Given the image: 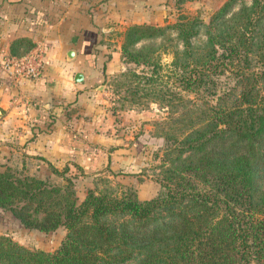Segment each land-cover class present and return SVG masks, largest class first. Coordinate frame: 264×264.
I'll return each instance as SVG.
<instances>
[{
    "label": "trees",
    "instance_id": "trees-1",
    "mask_svg": "<svg viewBox=\"0 0 264 264\" xmlns=\"http://www.w3.org/2000/svg\"><path fill=\"white\" fill-rule=\"evenodd\" d=\"M235 1L207 24L180 14L120 33V60L133 67L114 84L132 101L175 109L199 100L166 117L175 129L163 133L157 193L140 200L97 181L78 202L66 166H50L61 183L4 167L0 210L25 229L65 234L52 251L0 234V264H264V0L232 11ZM33 45L16 38L10 55Z\"/></svg>",
    "mask_w": 264,
    "mask_h": 264
},
{
    "label": "crops",
    "instance_id": "crops-1",
    "mask_svg": "<svg viewBox=\"0 0 264 264\" xmlns=\"http://www.w3.org/2000/svg\"><path fill=\"white\" fill-rule=\"evenodd\" d=\"M138 3L0 0V63L19 37L34 44L25 53L37 50L44 59L43 71L34 79L14 80L0 64V170L33 167L35 176L50 178V166L78 167L95 175L101 167L119 164L123 152L102 121L108 114L94 91L104 75L121 66L118 45L111 50L103 42L111 23L121 30L139 23L126 21L122 8ZM69 50L74 51L70 60ZM77 72L81 82L74 81Z\"/></svg>",
    "mask_w": 264,
    "mask_h": 264
},
{
    "label": "rangeland",
    "instance_id": "rangeland-1",
    "mask_svg": "<svg viewBox=\"0 0 264 264\" xmlns=\"http://www.w3.org/2000/svg\"><path fill=\"white\" fill-rule=\"evenodd\" d=\"M224 1L226 0H139L138 5L127 8L123 6L122 8L128 22L135 20L139 23L165 25L175 22L178 16L183 14L197 16L203 23L207 24L212 13ZM249 2L250 0H236L231 10L236 11L240 7V3L248 5ZM124 27L121 30V26L111 23L109 35L103 39V42L108 44L109 49L115 50L118 45L119 51L120 33ZM204 38V29L201 28L193 43L200 44ZM143 43H139L137 46ZM160 58L161 62L168 63L171 55L162 54ZM119 62L121 63H119L120 69L108 76L104 75L94 94L97 96V103L102 106L100 107L101 110L108 114V117L104 116L102 121L108 125L109 130L111 129L112 132L110 131V133L115 135L116 143L121 147L123 155L117 157L116 163L119 164L115 165L113 169H109L108 166L101 167V171H95V175H93V171L84 172L78 167H68L69 171L66 172V175L71 177L74 182L78 202L86 190L92 188L97 181L99 186L105 185L115 191L131 188L140 200L153 197L159 189L156 178L159 175L163 149L166 146L163 133H169L175 129V127H170L166 117L169 115L176 116L184 112L191 107L193 102L197 106L199 105V100L195 102L192 96L187 97L191 103L185 100L175 109L168 108L164 104L162 107L150 100L149 97L132 101L125 85L114 83L122 81V78L119 77L120 72L133 66L124 64L120 60V56ZM63 168L60 167L59 170ZM21 171L28 174L32 173L31 175L35 174L33 167H28L25 171L20 169ZM49 180L54 183L63 182L56 175H52ZM4 233L28 249L52 251L63 238L65 230L59 227L52 232L43 233L33 229H25L8 212L0 210V234Z\"/></svg>",
    "mask_w": 264,
    "mask_h": 264
},
{
    "label": "built area",
    "instance_id": "built-area-1",
    "mask_svg": "<svg viewBox=\"0 0 264 264\" xmlns=\"http://www.w3.org/2000/svg\"><path fill=\"white\" fill-rule=\"evenodd\" d=\"M0 64L14 80L34 79L41 75L44 59L39 51L34 50L20 56H6Z\"/></svg>",
    "mask_w": 264,
    "mask_h": 264
},
{
    "label": "water",
    "instance_id": "water-1",
    "mask_svg": "<svg viewBox=\"0 0 264 264\" xmlns=\"http://www.w3.org/2000/svg\"><path fill=\"white\" fill-rule=\"evenodd\" d=\"M73 55H74V51L73 50H69V52L67 53V59L70 60L73 58ZM82 75L81 73L77 72L75 73L74 75V81L75 82H81L82 81Z\"/></svg>",
    "mask_w": 264,
    "mask_h": 264
}]
</instances>
